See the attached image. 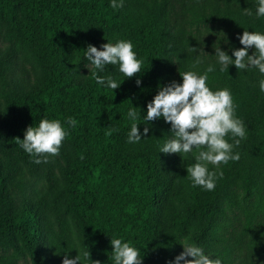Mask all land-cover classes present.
I'll list each match as a JSON object with an SVG mask.
<instances>
[{"label": "trees", "instance_id": "obj_1", "mask_svg": "<svg viewBox=\"0 0 264 264\" xmlns=\"http://www.w3.org/2000/svg\"><path fill=\"white\" fill-rule=\"evenodd\" d=\"M257 7L258 0H124L120 9L111 0H0V264H63L79 253L81 264H114L112 237L139 249L143 264H174L185 242L222 264H264V74L235 65L221 72L215 56L220 47L235 59L245 30L264 34ZM98 40L131 41L140 75L128 79L106 65L99 75H111L116 90L86 75L85 51ZM209 65L216 70L208 86L231 90L247 132L234 148L239 161L209 165L223 172L214 191L187 177L196 150L161 153L174 138L171 125L145 119L161 87ZM45 118L60 120L69 136L58 156L37 164L43 158L15 139ZM133 122L142 134L150 129L138 143L128 142ZM31 178L43 182L33 197Z\"/></svg>", "mask_w": 264, "mask_h": 264}, {"label": "clouds", "instance_id": "obj_2", "mask_svg": "<svg viewBox=\"0 0 264 264\" xmlns=\"http://www.w3.org/2000/svg\"><path fill=\"white\" fill-rule=\"evenodd\" d=\"M123 6L124 0H119V3L111 0L112 8L120 9ZM244 11L247 15L252 14L249 9ZM257 15L264 17V0H258ZM238 39L243 47L233 50L235 59L220 47L215 48V56L221 65L220 71H228L230 65H235L238 70L255 67L264 74V34L245 30ZM101 48L90 44L85 51L87 59L98 70L90 71L97 84L112 90L121 86L111 75H99L105 71L106 65H118L119 72L128 79L140 75L143 60L138 58L131 41L120 40L115 44L108 42ZM253 48L255 52L250 55L249 50ZM191 50L197 52L199 49L191 47ZM200 63L202 61L197 57L193 67ZM215 70V66L209 65L203 74L196 71L180 72L183 82L173 81L168 86L161 87L154 99L147 104L145 117L149 122L163 118L171 125L174 138L163 145L161 153L179 154L183 157L196 150V162L186 167L187 177L192 181L193 187L199 186L207 191H214L217 179L223 176L222 171L218 175L217 171L210 170L209 165L218 170L222 164L239 161L240 154L234 153V148L247 135L244 122L236 116V104L231 90L223 88L214 91L208 86L209 73ZM136 83L140 86L142 81L137 79ZM260 90L264 92V80L260 81ZM128 117L132 121L139 118L135 107L129 110ZM66 123L74 128L77 120L70 117ZM149 130V127H145L142 134L139 125L133 122L128 133V142L138 143L142 135L147 136ZM229 135L234 143L227 139ZM68 136L69 132L60 120L45 118L38 126H29L23 139L17 137L15 140L26 153L42 157L43 159L34 160V163L40 164L48 163L49 156H58ZM111 245V259L114 264H143L139 249L130 242L112 237ZM182 245L184 251L175 257L174 264H180L181 261L184 264H222L221 259L206 255L204 249L195 243L185 242ZM82 255L84 258L91 257L88 251ZM63 264H81V254L75 258L66 254ZM92 264L101 262L96 260Z\"/></svg>", "mask_w": 264, "mask_h": 264}, {"label": "rangeland", "instance_id": "obj_3", "mask_svg": "<svg viewBox=\"0 0 264 264\" xmlns=\"http://www.w3.org/2000/svg\"><path fill=\"white\" fill-rule=\"evenodd\" d=\"M103 44H106V43L103 42L102 40H98V41L96 42V44L93 45V46H96L97 48H101V46H102ZM5 46H6V44H4L3 42H0V48L5 47ZM101 50H102V48H101ZM84 67H85L84 73H85L86 75H88V74L90 73V71H91V70L93 69V67H94V66L91 64V62L87 59L86 55H85V63H84ZM29 185H30V188H31V192L29 193V195H30L31 197H33V195H34V191H36V190H40V189L42 188V186H43V182H42V181H39L38 179L31 178V179H29ZM20 264H31V263H30V261L27 259V260H23V261H21Z\"/></svg>", "mask_w": 264, "mask_h": 264}]
</instances>
